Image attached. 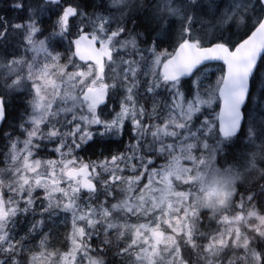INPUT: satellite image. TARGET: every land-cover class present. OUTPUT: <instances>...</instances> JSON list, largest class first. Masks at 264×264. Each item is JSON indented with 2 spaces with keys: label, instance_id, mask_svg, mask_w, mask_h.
I'll return each mask as SVG.
<instances>
[{
  "label": "snow or ice",
  "instance_id": "1",
  "mask_svg": "<svg viewBox=\"0 0 264 264\" xmlns=\"http://www.w3.org/2000/svg\"><path fill=\"white\" fill-rule=\"evenodd\" d=\"M8 9L0 264H264V0Z\"/></svg>",
  "mask_w": 264,
  "mask_h": 264
},
{
  "label": "trees",
  "instance_id": "2",
  "mask_svg": "<svg viewBox=\"0 0 264 264\" xmlns=\"http://www.w3.org/2000/svg\"><path fill=\"white\" fill-rule=\"evenodd\" d=\"M8 4H9V0H0V15H4V14L16 15L15 12L9 11Z\"/></svg>",
  "mask_w": 264,
  "mask_h": 264
},
{
  "label": "bare ground",
  "instance_id": "3",
  "mask_svg": "<svg viewBox=\"0 0 264 264\" xmlns=\"http://www.w3.org/2000/svg\"><path fill=\"white\" fill-rule=\"evenodd\" d=\"M4 13V12H3Z\"/></svg>",
  "mask_w": 264,
  "mask_h": 264
},
{
  "label": "rangeland",
  "instance_id": "4",
  "mask_svg": "<svg viewBox=\"0 0 264 264\" xmlns=\"http://www.w3.org/2000/svg\"><path fill=\"white\" fill-rule=\"evenodd\" d=\"M218 110V109H217Z\"/></svg>",
  "mask_w": 264,
  "mask_h": 264
}]
</instances>
